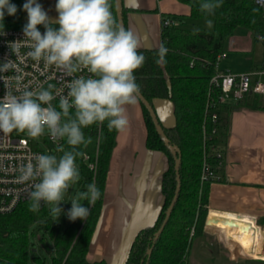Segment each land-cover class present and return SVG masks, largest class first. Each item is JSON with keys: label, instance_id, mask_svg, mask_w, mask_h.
<instances>
[{"label": "trees", "instance_id": "trees-1", "mask_svg": "<svg viewBox=\"0 0 264 264\" xmlns=\"http://www.w3.org/2000/svg\"><path fill=\"white\" fill-rule=\"evenodd\" d=\"M114 0H111L112 11L117 19ZM191 13L189 17L163 14L165 19L173 21L161 28V44L168 49L166 65L159 67L157 49H140L146 61L142 68L134 74L141 86V94L153 106L154 98H167L174 105L176 122L173 127L162 125L170 143L181 151L179 167L180 191L173 210L167 220L159 238L154 240L155 233L164 223L167 209L172 202L177 186V173L173 152L164 144L158 134L149 110L142 103L144 118L147 126V148L165 152L169 168L164 172L162 192L164 203L156 222L139 231L125 264H187L191 244L196 237L203 234L208 216V196L210 185L216 181H224V163L218 166L217 153L223 154L225 159V132L220 129L218 118V133L212 138L209 151V162L220 179H210L201 182L203 164V124L205 119V105L209 95L210 80L220 69L217 68V57L225 53L224 43L239 28H244L254 36H264L263 9L255 0H222L221 7L214 15H206L200 11L203 0H187ZM17 8L15 15L5 13L4 28H24L23 4L25 0H10ZM125 28H127V10L121 2ZM257 9V11H253ZM213 21V29H191L187 27L189 21L193 25L199 20ZM255 21L253 23L252 21ZM118 21V20H117ZM53 27L56 25L53 23ZM44 29V27L38 26ZM235 103L234 105H238ZM253 108L264 109V96L254 95L247 104ZM224 108V107H222ZM155 110V108H154ZM223 109L220 110V112ZM74 113V109H70ZM156 112V111H155ZM213 124L209 123V128ZM85 138L90 142L80 145L76 150L82 155L77 157L81 167V181L83 190L87 185L95 183L100 189L101 196L94 205L89 207L87 220L71 221L68 217H57L55 220L51 211L42 203L38 212L30 210V199L23 202L14 211L0 215V264H31L30 254L39 258L40 264H49L41 260L37 251L31 249L30 231L39 220L44 219L42 227L48 231L53 239V245L48 251L53 264H106L104 261L91 262L87 259L90 240L97 225L100 214L105 179L109 168L112 152L116 145L117 131H110L107 121L97 123L83 129ZM61 144L71 150L66 140ZM218 151V152H217ZM88 155V159H85ZM90 164H94L93 168ZM264 227V219L258 221ZM46 245L43 238H40ZM149 249L152 252L149 254Z\"/></svg>", "mask_w": 264, "mask_h": 264}, {"label": "clouds", "instance_id": "clouds-1", "mask_svg": "<svg viewBox=\"0 0 264 264\" xmlns=\"http://www.w3.org/2000/svg\"><path fill=\"white\" fill-rule=\"evenodd\" d=\"M258 4L264 0H257ZM222 0H203L200 11L214 15ZM23 10L27 23L23 28L24 38L30 42L29 55L46 66H55L65 75L87 69L92 75L74 77L68 83L67 95H60L59 104L49 85L39 92L23 90L19 95L5 92L0 98V131L5 134L14 130L26 132L33 139L47 133L54 141L66 140L71 150L57 157L54 154H36L19 169L18 181L31 183L29 192L30 210L38 212L42 203L50 206L53 216L59 217L63 209L59 206L69 189L80 180L76 149L89 143L83 129L107 121L110 131L123 132L129 125L127 108L138 102L141 86L135 72L142 68L146 57L141 35L132 28H125L115 18L111 0H56L58 16L49 17L37 0H26ZM257 11V9H253ZM15 15L17 8L10 0H0V35L4 32V17ZM255 23V21H252ZM53 23L56 27H53ZM208 28L213 21L206 20ZM44 27L42 33L38 26ZM196 31H199L198 29ZM264 41V36H258ZM13 52H19L15 42L10 44ZM168 49L163 44L158 48L159 67L166 65ZM10 63H5L8 68ZM19 80V77H17ZM74 109V113L70 112ZM101 192L93 182L86 191L71 199L67 217L71 221L87 220L89 207L100 198Z\"/></svg>", "mask_w": 264, "mask_h": 264}, {"label": "crops", "instance_id": "crops-1", "mask_svg": "<svg viewBox=\"0 0 264 264\" xmlns=\"http://www.w3.org/2000/svg\"><path fill=\"white\" fill-rule=\"evenodd\" d=\"M121 1L128 9L127 28L136 30L143 39L141 49L160 47L163 14L189 17L191 13L187 0ZM37 2L50 18L58 16L56 0ZM23 19L27 22L24 10ZM224 50L222 69L248 72L264 64V41L249 30L237 29L226 39ZM252 96L229 102L219 113L220 129L225 132V180L210 185L208 219L251 226H259L255 220L264 219V109L247 105ZM153 106L163 126L177 123L171 100L154 98ZM127 116L129 125L117 132L109 162L103 202L87 252L91 262L125 264L137 234L156 222L164 203L162 179L169 161L165 152L147 148V126L139 98L127 108ZM220 233L219 228L205 224L203 234L195 238L202 248L194 249V239L187 264H219L214 260L219 255L228 258L224 264L239 262L241 253Z\"/></svg>", "mask_w": 264, "mask_h": 264}, {"label": "built area", "instance_id": "built-area-1", "mask_svg": "<svg viewBox=\"0 0 264 264\" xmlns=\"http://www.w3.org/2000/svg\"><path fill=\"white\" fill-rule=\"evenodd\" d=\"M255 1L257 3V0ZM258 5L262 7L264 3ZM162 23L170 25L173 21L167 18ZM39 30L43 33L45 29L39 28ZM4 32L6 34L0 35V98L5 92L19 95L25 89L39 92L48 90L49 85H52L51 91L56 97L52 104L59 110V98L60 95H67L68 83L74 77L87 78L92 75L87 69H82L75 73L74 77H69L55 66H46L43 61L37 62L29 55L32 49L30 42L24 38L23 28H4ZM15 41L19 46L18 53L10 48V44ZM225 57L226 53L217 57V68L220 70L210 80L209 95L205 105L202 183L211 178L220 179V175L214 171L209 162V151L214 148L211 141L218 133L217 121L221 108L231 101L241 102L251 95L264 96V64L252 71L233 72L220 68ZM5 63H10L6 69ZM209 123L213 124L211 128ZM50 139L61 144V140L54 141L51 137ZM36 144L24 135V132L14 130L5 134L0 131V215L11 213L21 203L29 200L28 194L31 191L32 182L20 183L18 177L21 166L29 161L34 163L32 160L34 155L45 154L43 150L36 147ZM217 156L218 166H222L223 154L218 152ZM85 159H88V155H85ZM93 165L90 164V167L93 168ZM256 221L258 223L257 219ZM260 226L263 228L262 225Z\"/></svg>", "mask_w": 264, "mask_h": 264}, {"label": "rangeland", "instance_id": "rangeland-1", "mask_svg": "<svg viewBox=\"0 0 264 264\" xmlns=\"http://www.w3.org/2000/svg\"><path fill=\"white\" fill-rule=\"evenodd\" d=\"M262 21L264 22V15L262 16ZM188 28L191 29H206V30H212V28H208L206 24V20H199L197 21V24L193 25L192 21H189L187 24ZM244 29V28H241ZM24 135H26L29 139L33 140L36 142V147H39L41 150L45 152V154H54L57 157L61 156L64 151H67L68 148H66L65 145L59 144L57 142H53L50 139V135L47 133V130L45 131V134L42 135L41 137L37 139H33L27 135L26 132H24ZM78 169L80 172V180L77 184L73 185L69 191L66 193L64 197V202H62L59 206L63 209L62 214L60 217L66 216L67 217V212L71 208V199L74 197L80 196L83 190V184L81 181V167L80 164L77 162ZM81 203H85V200H81ZM48 207L47 209L50 210V206L46 205ZM54 219H57V216H53ZM44 219L39 220L37 223H35L30 231V240H31V249L37 251V255L41 257V260H43L45 263L53 264V259L50 255V252L48 251V247H51L53 245V239L48 231L45 230L44 227H42V222ZM261 231V238H260V243H259V248L258 252L259 253H264V229ZM40 238H43L44 242L46 245H43L40 241ZM200 243V244H199ZM202 248V244L200 240L195 239L194 240V249L200 250ZM242 258L239 260L237 263H231V264H264V260L262 259H255L250 256H245L244 254H241ZM227 259L224 255H219L215 257V262H219V264H224L227 262ZM30 262L31 264H40L39 258L35 257L34 254H30Z\"/></svg>", "mask_w": 264, "mask_h": 264}, {"label": "bare ground", "instance_id": "bare-ground-1", "mask_svg": "<svg viewBox=\"0 0 264 264\" xmlns=\"http://www.w3.org/2000/svg\"><path fill=\"white\" fill-rule=\"evenodd\" d=\"M210 222L220 229L224 238L232 245L237 247L238 251L245 256L264 260V255L257 252L259 245L261 226L244 225L236 222L209 219ZM218 231V230H216ZM220 233V234H221Z\"/></svg>", "mask_w": 264, "mask_h": 264}, {"label": "water", "instance_id": "water-1", "mask_svg": "<svg viewBox=\"0 0 264 264\" xmlns=\"http://www.w3.org/2000/svg\"><path fill=\"white\" fill-rule=\"evenodd\" d=\"M115 2V8H116V15L118 22L123 25L125 27V23H124V18H123V12H122V6H121V0H114ZM263 9V14H264V5L262 6ZM140 101L146 106L147 110H149L150 116L154 122V125L156 127V130L158 132V134L162 137L161 139L163 140L164 144L173 152V156L175 159V170L177 173V186H176V192L174 195V198L172 200V202L170 203L167 212H166V217L164 220L163 225L161 226V228L155 233V238L154 240H157L162 232V230L164 229V226L167 222V220L169 219L171 212L173 210L174 204L178 198V193L180 191V176H179V167H180V162H181V151L180 148L176 145H173L170 143L169 137H167L162 125L160 124L159 120H158V116L154 110V108L152 107V105L150 104V102L143 96V94H140L139 96ZM206 224L209 226H213V224L210 222V220L207 218L206 220ZM152 252V249H149L148 253L150 254Z\"/></svg>", "mask_w": 264, "mask_h": 264}]
</instances>
